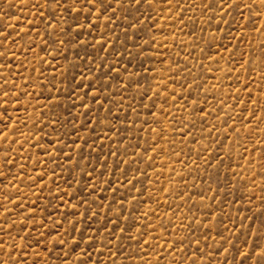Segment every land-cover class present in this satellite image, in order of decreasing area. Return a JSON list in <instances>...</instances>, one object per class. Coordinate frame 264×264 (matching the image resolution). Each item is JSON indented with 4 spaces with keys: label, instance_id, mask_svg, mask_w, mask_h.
Listing matches in <instances>:
<instances>
[{
    "label": "rangeland",
    "instance_id": "374dc122",
    "mask_svg": "<svg viewBox=\"0 0 264 264\" xmlns=\"http://www.w3.org/2000/svg\"><path fill=\"white\" fill-rule=\"evenodd\" d=\"M103 4L0 0V264H242L264 250V3Z\"/></svg>",
    "mask_w": 264,
    "mask_h": 264
},
{
    "label": "snow or ice",
    "instance_id": "6c2138e0",
    "mask_svg": "<svg viewBox=\"0 0 264 264\" xmlns=\"http://www.w3.org/2000/svg\"><path fill=\"white\" fill-rule=\"evenodd\" d=\"M140 2H141V0H135L136 4H139ZM168 2L170 3L171 0H168ZM232 2L236 5V7H239V0H232ZM253 2H255V0H253ZM45 3L49 7L58 5L59 7H64L67 10V5L69 4V0H45ZM70 3L72 6H76L78 3L83 6L81 8L76 9L77 13L85 10L87 5H93L95 7L97 4H99L100 7H104L103 0H70ZM214 3H218L219 14L223 16L226 12L225 6H228L229 0H208L207 7L211 8ZM261 3H264V0H261ZM109 6H110V4H109ZM105 10H107V9H105ZM55 11H56V9L53 7V13H55ZM253 30H255V29H253ZM0 35H3L2 30H0ZM2 55H3V53L0 52V56H2ZM0 108H2V105H0ZM200 111L202 112L203 109H200ZM6 117H7V110L3 109V111H0V129L7 126ZM4 135L5 134H0V140H2L4 138ZM0 183H2V181H0ZM3 227H4V225L0 224V229H3ZM8 234L10 235L11 233H8ZM229 242H231V241H229ZM5 243L6 242L3 240V237L0 236V249L4 248ZM12 247L14 248L15 246L13 245ZM74 250L75 249H73V251ZM253 255H255V257H256L254 264H264V250L256 251L255 249H253V252H251V253L245 252L243 254L242 264H247V261L251 260ZM0 256H2V254H0ZM185 258H190V257L186 256Z\"/></svg>",
    "mask_w": 264,
    "mask_h": 264
}]
</instances>
